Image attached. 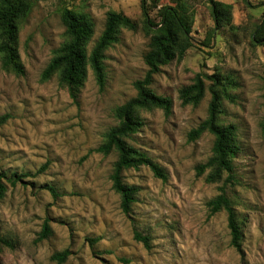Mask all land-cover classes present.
<instances>
[{
  "label": "rangeland",
  "instance_id": "374dc122",
  "mask_svg": "<svg viewBox=\"0 0 264 264\" xmlns=\"http://www.w3.org/2000/svg\"><path fill=\"white\" fill-rule=\"evenodd\" d=\"M188 2L195 10L194 46L182 61L156 74L153 89L173 100V112L144 111L146 125L129 139L167 172L164 179L148 166L128 169L123 179L138 186L130 214L111 174L116 154L95 151L117 120L116 106L137 94L134 82L148 69L144 55L150 38L143 30L141 0H32L21 23L20 55L24 75L4 70L0 60V173L30 172L9 186L0 201V235L18 239L15 249L0 252V264H264V44L254 42L264 24V0H222L233 5L232 23L215 32L210 0ZM154 5V4H153ZM151 6L152 16L157 6ZM64 7L88 13L95 23L92 49L111 10L131 16L136 30L121 29L119 41L104 59L106 84L100 89L90 68L78 101L56 74L42 73L66 40ZM219 71L234 77V101L222 100L220 120L233 123L241 150L235 159L236 181L228 187L244 218L245 261L229 244L227 215L211 216L207 202L222 183H208V170L197 166L212 154L214 136L206 132L189 140V132L208 116L207 91L198 106L182 105L179 90L198 73ZM209 84V81H207ZM53 185L58 196L43 188ZM53 234L37 241L44 218ZM150 237V247L134 238ZM70 249L63 263L51 256Z\"/></svg>",
  "mask_w": 264,
  "mask_h": 264
},
{
  "label": "trees",
  "instance_id": "16d2710c",
  "mask_svg": "<svg viewBox=\"0 0 264 264\" xmlns=\"http://www.w3.org/2000/svg\"><path fill=\"white\" fill-rule=\"evenodd\" d=\"M161 0H141L143 16V30L149 36L148 51L144 61L148 67L144 78L134 82L137 94L128 98L126 102L114 109L117 124L105 134L102 143L95 151L104 155L116 154L111 179L114 190L121 197V209L130 214L137 200L138 186L129 184L123 179L128 169H138L148 166L154 174L167 178L166 170L150 157L144 150L130 143L129 139L141 131L146 125L144 111L162 109L166 116L173 112L171 97L157 93L152 84L162 67L173 62L182 61L187 51L194 46L192 31L195 22V10L188 2L179 1L177 4H161ZM215 26L210 33L209 40L215 32L232 23L231 3L222 0H210ZM154 4V5H153ZM159 5L156 15L152 16L151 6ZM33 8L32 0H0V60L4 70L16 75H24L25 65L20 53L21 23ZM61 21L65 27L66 40L56 49L53 58L42 73V80H48L58 75L60 81L68 88L75 101H78L81 91L87 81L88 72L93 70L96 81L101 90L106 84V69L104 59L107 50L119 41L121 29L136 30L138 22L122 12L111 10L107 13L104 30L89 50V43L95 34V23L91 16L71 7H64ZM254 42L264 44V24H260L253 33ZM209 81V84H207ZM238 86V81L228 75L216 71L212 74L198 73L193 82L182 86L179 90V100L182 105L198 106L205 98L207 91L211 99L208 116L202 120L189 134V140H195L204 133L214 136L212 154L197 166L199 174L208 170V183H222L219 193L207 202L211 216L224 211L227 215V227L230 236V246L239 254L241 261H245L244 248V218L238 209L237 202L229 194L228 187L236 181L235 159L241 147L237 135V127L233 123L224 124L220 120L224 99L234 101L231 89ZM9 115L0 117V124L6 122ZM261 132L264 136V118L261 121ZM31 176L30 172L0 173V201L4 199L9 186H16ZM53 196H58L56 188L51 184H44ZM42 229L38 233L37 241L49 238L54 230L51 218H44ZM134 238L142 242L146 248L150 247V237L135 231ZM18 239L13 236L0 235V252L5 247L15 249ZM71 251L64 249L51 256V260L58 263L65 262Z\"/></svg>",
  "mask_w": 264,
  "mask_h": 264
}]
</instances>
